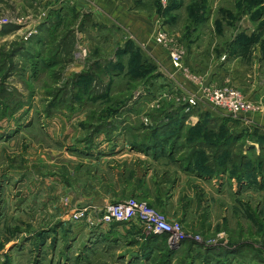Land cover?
<instances>
[{
    "label": "rangeland",
    "instance_id": "374dc122",
    "mask_svg": "<svg viewBox=\"0 0 264 264\" xmlns=\"http://www.w3.org/2000/svg\"><path fill=\"white\" fill-rule=\"evenodd\" d=\"M226 89L254 110L214 107ZM117 141L164 163L139 157L116 179L122 159L103 165L97 151L107 142L112 157ZM71 164L78 171L64 175ZM175 170L193 179L176 189ZM47 171L72 194L57 185L52 200L34 201L32 179ZM100 179L126 182L119 201L92 197ZM138 193L178 230L173 243L161 235L152 264H264V0H0V264H78L134 242L138 256L160 235L99 223Z\"/></svg>",
    "mask_w": 264,
    "mask_h": 264
},
{
    "label": "crops",
    "instance_id": "0c3cea01",
    "mask_svg": "<svg viewBox=\"0 0 264 264\" xmlns=\"http://www.w3.org/2000/svg\"><path fill=\"white\" fill-rule=\"evenodd\" d=\"M141 21H143V23L144 22L146 23L145 19H142ZM192 119H194V121H197L198 118H192ZM126 134H125V136L128 137L129 133H126ZM116 144L119 146V148H116L115 152L111 153L112 157L109 156V150L108 149L106 150V146H109V143H107V142H106V144L104 143L102 146H100L98 151H97V153L100 152L102 154L101 155L102 161L100 163L103 165L108 163L105 160L106 158L113 159V157H116L118 159H122V161L112 162L115 165V167H114V165H112V167H114V169L117 171L115 174L116 179H118L119 177L128 176L129 172L132 171V169H134L136 171V167H138V166L134 163L137 161V159L139 157H140V159L146 160L145 165L147 168H149V166H150L148 164L149 163L152 164V162L164 163L163 160H161V158H159L158 161H155V158L152 157L151 154H149V155H145V154L143 155V154H139V153L137 154L135 152H131L132 149L129 147H123V149H121L120 148L121 141H117ZM159 148H161V144L159 145ZM80 154L82 155L80 157L83 158L84 160H86V154L87 153L81 152ZM114 154H115V156H114ZM67 157L72 159V160H76V161L78 160V158L76 156H73V155L71 156L68 154ZM133 159H134V163L131 162ZM52 162L53 161H51V163L49 162L50 167H47V168H49V171H52L51 170ZM174 162H176V161H174ZM125 165L127 166V170H125ZM172 165L175 167V169H177L176 164H172ZM35 166H38V165H35ZM139 166H140V164H139ZM142 166H144V164H142ZM53 168L56 170V167L53 166ZM117 168L119 169V171H120V169L122 170L121 171L122 174H120L118 172ZM57 169H61V168H57ZM123 170H125L126 173ZM49 171H47L46 175L43 174V177H45V178H43L41 176V177H35L34 179H32L33 185L36 188L33 190V192L31 194H32L33 200L36 202L40 199H44L45 201L52 200L56 194V186L57 185L62 187L64 195H66L67 193L72 194V185L69 184L68 181H66V180H64V183L62 185L60 183L57 184L55 181L54 173L50 174ZM63 171H64V175H66V174L68 175V174H70V172L72 174L76 173L78 171V169L77 168L73 169V164H71L69 171L66 170V168L64 166H63ZM177 175H178V179H177ZM151 176H152V173L148 171V173H146V175L144 177L147 179V181L146 182L142 181L141 184L142 185L149 184V179ZM97 177H98V174H96V178ZM101 178H102V176H101ZM186 179H193V176L190 174V172H187L185 174H180L176 170H175V172L173 171V180L177 186L176 189L178 188V185L184 184ZM82 180H83V182H85L84 177L82 178ZM197 180H199V179H197ZM101 182H102L101 187H97V189L94 190L95 193H97V195L94 196V194H92V197H95V200L101 199L102 202H105V200L111 201V202L119 201V199H120V197H118L119 188L122 185L125 186L126 182L122 181V185H120V183H118V182H112V184L105 183L103 180H101ZM207 183H209V182H207ZM114 187H116V189ZM209 187H210V184H209ZM130 189H131V187L128 185L127 193H130ZM85 191L88 194V189L87 190L81 189L80 195L78 196L80 198L84 197L83 200H81L83 202H85V200H86V202L88 201L87 200L88 198L86 197ZM136 195L138 197H141V199H143L144 201H147L150 204V206H155L156 199L154 196L150 195V196H147V198H145V197L141 196L142 193L141 194L138 193ZM69 198H71L70 195H69ZM138 200H140V199H138ZM83 202H81V203H83ZM37 210L39 211V208H37ZM119 227H117V228H119ZM113 228H115V227H113ZM124 232H126V231H124ZM126 233L130 234L132 232L127 231ZM132 237H133V234H132ZM161 240H162L161 237L158 236V237L154 238V240L152 239V240H148L147 243H142V245H148V246H147L146 250H142L140 252L138 251L139 252L138 256H136L137 251L135 250L136 248L138 249V247L135 245V242H134V245L133 244H132V246L129 245L127 247V249H125V251L119 250V249H124V248H117V250L114 253H107L108 251H106V253H101L100 255H96L97 257H95V259H93L92 261H89L90 257L86 256L85 259H83V260L78 259L79 260L78 264H152L156 254H157V250H158L157 246L159 245ZM119 243L120 242H114V243H106V242L101 243L100 242V244L103 245V249H105V250L113 249V248H110V246L113 247V244H119ZM104 254L107 256H105ZM110 254H112V255L110 256ZM159 254H161V252H159Z\"/></svg>",
    "mask_w": 264,
    "mask_h": 264
},
{
    "label": "built area",
    "instance_id": "2783aa9c",
    "mask_svg": "<svg viewBox=\"0 0 264 264\" xmlns=\"http://www.w3.org/2000/svg\"><path fill=\"white\" fill-rule=\"evenodd\" d=\"M156 41L160 45H168V34L164 29H159L156 35ZM185 56V50L179 45H175L171 50L172 62L176 69H183ZM208 96L209 94L207 97ZM212 96V105L226 111L231 116H239L242 112H251L254 110L252 105L247 104L242 97L232 89L215 92ZM189 105L195 106L197 102L195 99H190ZM126 222H138L145 231L153 235L171 236V243L178 240L177 228L172 227L167 221V218L154 210L150 204L144 200L132 199L120 204H109L102 210V217L99 219L100 226L102 227Z\"/></svg>",
    "mask_w": 264,
    "mask_h": 264
},
{
    "label": "trees",
    "instance_id": "16d2710c",
    "mask_svg": "<svg viewBox=\"0 0 264 264\" xmlns=\"http://www.w3.org/2000/svg\"><path fill=\"white\" fill-rule=\"evenodd\" d=\"M187 117H188V115H187ZM176 124L177 123H175L174 125H172V126H170V128L169 129H174L175 127H176ZM182 124V123H181ZM170 135V134H169ZM168 137V136H167ZM180 137V136H179ZM187 158V160H188V163H189V165L191 166V167H189V168H194V166H192L191 164H193V160H194V156L193 155H191V156H188V157H186ZM209 176V175H208ZM161 237V236H160ZM156 238V237H155Z\"/></svg>",
    "mask_w": 264,
    "mask_h": 264
}]
</instances>
